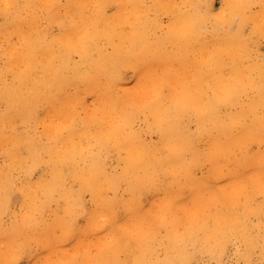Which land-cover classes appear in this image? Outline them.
I'll return each mask as SVG.
<instances>
[{
	"label": "clouds",
	"instance_id": "obj_1",
	"mask_svg": "<svg viewBox=\"0 0 264 264\" xmlns=\"http://www.w3.org/2000/svg\"><path fill=\"white\" fill-rule=\"evenodd\" d=\"M0 264H264V0H0Z\"/></svg>",
	"mask_w": 264,
	"mask_h": 264
}]
</instances>
